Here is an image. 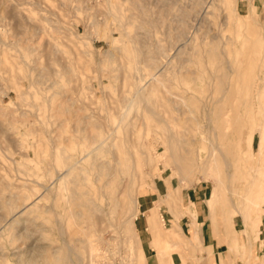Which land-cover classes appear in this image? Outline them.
<instances>
[{"label": "rangeland", "instance_id": "obj_1", "mask_svg": "<svg viewBox=\"0 0 264 264\" xmlns=\"http://www.w3.org/2000/svg\"><path fill=\"white\" fill-rule=\"evenodd\" d=\"M0 264H264V0H0Z\"/></svg>", "mask_w": 264, "mask_h": 264}, {"label": "crops", "instance_id": "obj_2", "mask_svg": "<svg viewBox=\"0 0 264 264\" xmlns=\"http://www.w3.org/2000/svg\"><path fill=\"white\" fill-rule=\"evenodd\" d=\"M150 203H152V201H151V199L148 198V196L141 197V201H140V204H139V210L145 209V208H146V210L149 209L150 208V205H149ZM202 244H206L205 247H207V248H211L212 247V245L209 242V240H207V242H206L205 235L202 237Z\"/></svg>", "mask_w": 264, "mask_h": 264}, {"label": "bare ground", "instance_id": "obj_3", "mask_svg": "<svg viewBox=\"0 0 264 264\" xmlns=\"http://www.w3.org/2000/svg\"><path fill=\"white\" fill-rule=\"evenodd\" d=\"M244 63V62H243ZM248 65L249 66H251L250 65V62L248 63ZM250 75V74H249ZM250 79H251V76H249V78H248V75L245 77V78H243V83L244 84H246V83H248L249 81H250ZM249 84V83H248ZM250 85V84H249ZM108 135V134H107ZM101 143V142H100ZM87 156V155H86ZM98 167V166H97ZM155 231V230H154ZM153 233V232H152ZM155 233V232H154Z\"/></svg>", "mask_w": 264, "mask_h": 264}]
</instances>
